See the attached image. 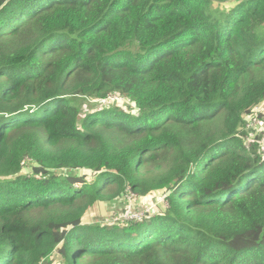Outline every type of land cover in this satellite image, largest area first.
<instances>
[{
  "label": "trees",
  "instance_id": "trees-1",
  "mask_svg": "<svg viewBox=\"0 0 264 264\" xmlns=\"http://www.w3.org/2000/svg\"><path fill=\"white\" fill-rule=\"evenodd\" d=\"M263 102L264 0H0V264H264Z\"/></svg>",
  "mask_w": 264,
  "mask_h": 264
},
{
  "label": "rangeland",
  "instance_id": "rangeland-1",
  "mask_svg": "<svg viewBox=\"0 0 264 264\" xmlns=\"http://www.w3.org/2000/svg\"><path fill=\"white\" fill-rule=\"evenodd\" d=\"M113 95V94H112ZM109 95L106 99H94L89 98L88 100L82 99V116L84 117L88 110L93 109L94 107L102 108L105 104H119L125 110H131L135 107V104L131 102L128 98H123L120 95ZM264 103V102H263ZM264 110V107H259ZM258 112L254 114H249L246 118L247 121V131H249V136L247 140L250 142L252 146L258 143L260 140V144L258 146L263 145V139H259L258 135L264 131V115L259 117ZM255 136H257L255 138ZM257 146V147H258ZM264 149V147H262ZM264 156V151H261ZM27 168V167H26ZM27 170V169H26ZM167 205L166 202V193L164 190H159L155 192H151L150 194L142 197L135 198L129 193H125L118 200L112 202L110 204L107 203H98L93 206L89 212L88 219L92 222H114L120 221L121 223H125L126 221L137 218L141 220L143 216H145L146 212L147 217L153 214V211L157 208H161ZM138 214V215H136ZM59 254L56 255V259H59Z\"/></svg>",
  "mask_w": 264,
  "mask_h": 264
},
{
  "label": "built area",
  "instance_id": "built-area-1",
  "mask_svg": "<svg viewBox=\"0 0 264 264\" xmlns=\"http://www.w3.org/2000/svg\"><path fill=\"white\" fill-rule=\"evenodd\" d=\"M114 95H118V94H113L112 96H114ZM124 98V97H123ZM262 151H264V149L262 148ZM28 160H30V159H25L24 161H23V163H26V161H28ZM127 192L130 194V195H132L134 198H135V194H133V193H131V191L129 190V189H127ZM136 215H138V214H136Z\"/></svg>",
  "mask_w": 264,
  "mask_h": 264
}]
</instances>
